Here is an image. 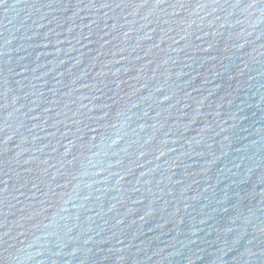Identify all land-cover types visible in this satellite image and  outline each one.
<instances>
[{
    "label": "water",
    "instance_id": "water-1",
    "mask_svg": "<svg viewBox=\"0 0 264 264\" xmlns=\"http://www.w3.org/2000/svg\"><path fill=\"white\" fill-rule=\"evenodd\" d=\"M0 264H264V0L0 4Z\"/></svg>",
    "mask_w": 264,
    "mask_h": 264
},
{
    "label": "snow or ice",
    "instance_id": "snow-or-ice-1",
    "mask_svg": "<svg viewBox=\"0 0 264 264\" xmlns=\"http://www.w3.org/2000/svg\"><path fill=\"white\" fill-rule=\"evenodd\" d=\"M5 2V0H0V4H3Z\"/></svg>",
    "mask_w": 264,
    "mask_h": 264
}]
</instances>
